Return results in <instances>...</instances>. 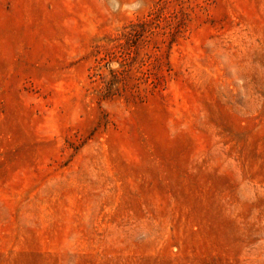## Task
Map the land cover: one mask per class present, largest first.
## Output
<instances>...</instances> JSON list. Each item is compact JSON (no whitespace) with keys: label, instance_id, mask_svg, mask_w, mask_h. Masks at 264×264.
Masks as SVG:
<instances>
[{"label":"rangeland","instance_id":"rangeland-1","mask_svg":"<svg viewBox=\"0 0 264 264\" xmlns=\"http://www.w3.org/2000/svg\"><path fill=\"white\" fill-rule=\"evenodd\" d=\"M0 264H264V0H0Z\"/></svg>","mask_w":264,"mask_h":264}]
</instances>
